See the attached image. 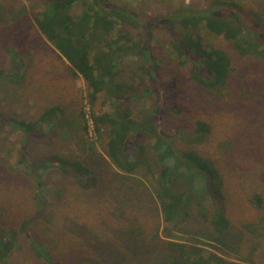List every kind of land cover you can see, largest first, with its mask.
Returning <instances> with one entry per match:
<instances>
[{"label": "rangeland", "instance_id": "1", "mask_svg": "<svg viewBox=\"0 0 264 264\" xmlns=\"http://www.w3.org/2000/svg\"><path fill=\"white\" fill-rule=\"evenodd\" d=\"M47 1L0 0V212H9L0 216V226L9 225L11 213L19 220L17 215L23 210L39 211L34 218L40 220L52 210L60 213L58 225L68 237L86 236L89 250L98 229L99 235L141 234L140 247H130V239L118 248L126 259L103 256L102 264H163L167 253L160 249L161 241L154 243V234L160 240L195 245L204 256L213 253L237 264H264V207L260 211L252 201L260 194L264 204V65L239 58L229 43L202 27L205 44L224 49L234 67L227 87L212 92L192 81L191 64L182 65L172 48L178 33L171 18L181 11L208 10L216 0H103L145 19L144 28L134 38L137 46L129 44L119 52L118 80L128 85L122 98L133 121L140 129L148 126L133 135L129 155L135 156L138 145L143 144L146 156L175 171V185L186 191L184 207L189 215L181 229L170 230V239L163 233L168 225L154 211L152 186L144 172L116 175L118 171L104 155L105 140L100 139L92 121L93 116L107 112L110 103L104 106L107 99L102 95L94 106L88 103L85 83L70 74L68 63L37 32L33 14ZM217 1H234L248 10L239 18L245 32L264 42V0ZM82 8L75 6L73 15H80ZM10 50L16 59L10 57ZM49 109L56 110L57 118L35 131L25 132L16 124L38 122ZM196 120L204 122L209 133L189 145L183 139L197 136ZM160 138L165 139L163 145ZM190 150L221 171V201L208 176L187 161L184 153ZM53 156L71 163L77 160L92 172L84 178L88 192L79 196L78 174L53 163ZM94 162L101 163L98 169L106 181L98 195L90 187L97 168ZM33 175L38 177L37 183ZM74 192H78L79 201L70 200L72 208L65 206L68 199L63 196ZM37 200L47 206L37 208ZM81 201L98 205L101 215L97 209L89 215L79 214L73 205L82 207ZM217 210L224 212L232 227L220 240L210 225ZM34 233L33 223L29 224L20 238L23 251L16 254L17 264H44L23 241Z\"/></svg>", "mask_w": 264, "mask_h": 264}, {"label": "trees", "instance_id": "2", "mask_svg": "<svg viewBox=\"0 0 264 264\" xmlns=\"http://www.w3.org/2000/svg\"><path fill=\"white\" fill-rule=\"evenodd\" d=\"M77 5L83 8L81 14L75 17L73 9ZM209 9L181 11L171 18L174 21L173 30L178 33L174 36L172 48L177 57L182 59V65L185 62V64H191L190 78L197 86L208 91L220 92L227 87L234 72L232 59L224 49L205 44L202 27L211 36L229 43L236 56L252 60L259 65H264V42L259 41L251 32H245V25L239 18L248 10H244L241 4L234 1L226 3L216 0ZM227 11L235 14V18L229 16ZM260 21L262 22L263 19L260 18ZM144 22L145 19L140 15L124 8L110 6L103 0H48L43 8L33 14V24L37 32L51 45L58 57L68 63L71 69L70 74L75 78L79 77L85 83L88 103L94 106L101 95L107 99L104 106L107 102L110 103L107 112L93 116V123L97 126L100 139L105 140L104 155L118 171L119 174L116 175L121 173L133 176L138 175L139 171L144 172L152 186L150 197L156 202L154 211L160 215L165 224L170 226V228L166 226L163 230L166 239H170L168 236L170 230L181 229L182 224L188 218L189 214L184 207L186 191L184 192V189L175 185V171L153 163L146 156L147 149L143 144L138 145L135 156L129 155L128 146L133 135L138 131L143 132V129L148 126L140 129L133 121L131 110L125 106L122 98L129 90L128 85L118 80L119 52L126 49V45L137 46L134 38L144 28ZM9 55L13 60L17 58L11 50ZM139 69L146 71V67L143 66ZM55 111V109L47 110L38 122L27 124L18 122L16 124L19 128H24L25 132H32L37 126L40 127L41 124L57 118ZM99 128L105 130L101 132ZM195 129L197 136L183 139L184 143L196 144L209 133V127L200 120L195 121ZM160 141L161 145L165 143L164 138H160ZM184 156L188 162L208 176L213 193L221 201L223 196L219 188L223 184L224 176L220 174L218 167L205 161L193 150L184 153ZM51 161L63 167H70L78 174L77 179L82 189L79 191V196L81 192H88L89 186H85L84 178L92 172L83 167L79 161L74 160V163H71L70 160L61 159L59 156H53ZM94 164L97 168L94 170L90 187L97 190L95 194L98 195L106 181L103 173L98 169L101 163L94 162ZM32 180L36 183L39 181L36 175H33ZM79 196L78 192L70 193L69 197L65 194L63 198L68 199L65 206L72 208L70 200L79 201ZM86 198L89 200V195ZM252 201L254 206L261 211L264 207L262 196L258 194ZM37 203V208L47 206L45 203H39L38 200ZM73 207L81 215H89L95 209L101 215L102 211L97 208L98 205L90 202H83L82 207L75 203ZM29 211L31 210H23L17 215L20 217L19 220L11 213L9 225L0 226V264H17L16 254L23 251L20 238L32 223L35 227L33 238H24L23 241L34 257L44 264H102L100 261L103 256L113 255L116 256L115 260L122 261L126 257L121 256L118 248L123 243L131 239L130 247H140L139 242L143 241L141 234L132 235L119 232L99 235L100 230L98 229L92 241L94 246L89 250V241L86 236L78 234L68 237L59 227V212L49 210L42 219L36 220L34 217L39 211L35 213ZM8 213L0 212V216L4 214L7 216ZM210 225L218 240L224 238L232 228L231 222L220 210L215 212ZM81 227L88 229L86 225ZM143 237L147 235L144 233ZM152 240L155 244L161 241L160 249L167 253L163 264H237L213 253L204 256L203 250L195 245L160 240L156 234L152 235Z\"/></svg>", "mask_w": 264, "mask_h": 264}, {"label": "built area", "instance_id": "3", "mask_svg": "<svg viewBox=\"0 0 264 264\" xmlns=\"http://www.w3.org/2000/svg\"><path fill=\"white\" fill-rule=\"evenodd\" d=\"M92 125H93V121H92ZM94 126V125H93Z\"/></svg>", "mask_w": 264, "mask_h": 264}]
</instances>
